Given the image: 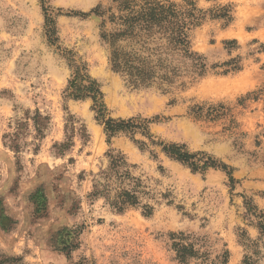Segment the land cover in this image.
Listing matches in <instances>:
<instances>
[{
    "label": "rangeland",
    "instance_id": "1",
    "mask_svg": "<svg viewBox=\"0 0 264 264\" xmlns=\"http://www.w3.org/2000/svg\"><path fill=\"white\" fill-rule=\"evenodd\" d=\"M111 1L0 0V251L29 264H264V0H197L231 9V21L191 33L208 73L141 88L112 69L101 39L108 14L95 11ZM228 61L240 68L224 73ZM79 64L99 82L106 118L141 129L108 138L93 100L68 96ZM162 143L226 164L234 182ZM103 171L112 196L130 188L139 204L118 211L92 197ZM63 229L79 232L76 248Z\"/></svg>",
    "mask_w": 264,
    "mask_h": 264
},
{
    "label": "trees",
    "instance_id": "2",
    "mask_svg": "<svg viewBox=\"0 0 264 264\" xmlns=\"http://www.w3.org/2000/svg\"><path fill=\"white\" fill-rule=\"evenodd\" d=\"M95 13L101 17L108 14L102 20L101 39L109 47L112 69L122 74L134 88L154 84L171 87L178 82L179 86L185 87L184 78L187 75L195 80L205 76L209 71V64L205 55L193 49L191 33L209 18H226L228 22L232 20L230 5L205 10L199 7L197 0H112L107 10L101 11L99 6ZM232 63L228 61L221 64L227 67L224 73L240 68L237 65L231 66ZM72 77L67 87L68 96L93 100L94 109L105 122L109 139L121 132L135 131L143 127L134 117L127 120L106 118L100 84L87 73L85 65H77ZM204 110L199 105L193 108L198 117L203 115ZM207 110V117L211 119H216L221 114L213 107ZM144 133L149 134L147 130ZM162 145L168 155L189 164L194 171H203L210 167L221 168L229 173L231 181L234 182L228 166L211 156L202 152L191 153L184 145ZM110 156L113 157L112 154ZM112 162L125 163L123 157L113 158ZM101 175H106L105 181H96L95 189L90 194L92 197L104 196L118 211L139 204L138 195L130 188L124 187L112 196L113 177L104 171ZM150 212L151 207L147 206L146 213ZM60 233L63 234L62 243L65 247L78 246L79 232L77 234L72 229H63ZM0 264L29 263L24 262L21 257L9 256L0 251Z\"/></svg>",
    "mask_w": 264,
    "mask_h": 264
}]
</instances>
